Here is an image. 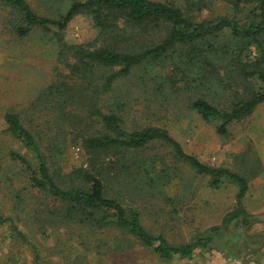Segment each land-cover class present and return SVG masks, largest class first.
Instances as JSON below:
<instances>
[{"label": "trees", "instance_id": "trees-1", "mask_svg": "<svg viewBox=\"0 0 264 264\" xmlns=\"http://www.w3.org/2000/svg\"><path fill=\"white\" fill-rule=\"evenodd\" d=\"M218 1L231 15L196 19L168 0H80L72 2L58 18H51L37 14L27 0H0V5L14 14L10 23L14 34L52 31L48 37L54 44L52 53L63 66L31 104L56 116L53 123L47 121L49 127L23 125L12 110L3 116L6 132L24 145L34 163L14 150L10 151L12 161L27 174L31 188L60 203L53 211L59 222L89 225L93 231L111 227L114 234L134 238L167 260L191 256L195 248L212 241L219 225L211 227L206 237L172 245L164 234H155L143 225L135 206L139 198L151 197L149 189L168 185L167 158H172L206 177L211 187L218 188L223 177L235 182L236 206L224 220L249 225L243 206L248 185L243 176L201 161L164 127L128 126L126 101L116 93L117 85L132 74L136 84L148 82L160 92L186 83L187 90L199 91L188 98V108L215 121L221 136L227 134L232 122L264 104V0ZM79 13L92 21L95 37L87 43L69 44L63 38L64 30ZM78 105L87 108L84 121L74 119L77 113L73 107ZM67 126L90 160L86 167L64 172L52 169L50 159L62 152L53 140L61 136L57 130ZM53 127H57L55 135L51 134ZM7 220L0 217V221Z\"/></svg>", "mask_w": 264, "mask_h": 264}, {"label": "rangeland", "instance_id": "rangeland-1", "mask_svg": "<svg viewBox=\"0 0 264 264\" xmlns=\"http://www.w3.org/2000/svg\"><path fill=\"white\" fill-rule=\"evenodd\" d=\"M27 1L37 14L58 18L72 2L80 0ZM168 1L181 5L196 19L231 15L218 0ZM12 20L14 14L0 5V217L10 219L0 221V252L8 256L7 264H264V104L232 122L227 134L221 136L215 121L205 120L188 108V98L199 91L187 90L186 83L160 92L148 82L136 84L132 74L117 85L116 93L126 101L128 126L164 127L187 152L205 163L226 167L247 181L243 206L250 223L227 224L226 214L236 206L237 184L223 177L218 188L211 187L206 177L194 173L188 165L167 158L171 173L168 185L149 189L151 197L136 202L143 225L155 234H164L172 245L206 237L213 226L221 228L206 247L195 248L190 257L167 260L134 238L114 234L111 227L93 231L89 225L59 222L53 211L60 203L31 188L27 174L12 161L10 151L14 150L34 163L24 145L6 132L4 113L14 111L23 125L53 123L55 115L45 114L41 105L37 108L43 110L36 111L31 104L63 68L52 53L54 44L48 39L52 31L35 29L18 36L12 30ZM95 33L89 17L79 13L67 24L63 38L69 44H82L94 39ZM251 50L255 53V47ZM213 89L219 92L217 86ZM73 108L77 113L74 119L84 121L86 106ZM56 128L51 134L55 135ZM57 131L61 136L53 141L62 152L50 159L52 169L66 172L86 167L90 157L72 139L70 127ZM17 253L21 254L18 259Z\"/></svg>", "mask_w": 264, "mask_h": 264}, {"label": "crops", "instance_id": "crops-1", "mask_svg": "<svg viewBox=\"0 0 264 264\" xmlns=\"http://www.w3.org/2000/svg\"><path fill=\"white\" fill-rule=\"evenodd\" d=\"M2 223H4V222H2ZM21 256V254H18L17 253V255H16V258L18 259L19 257ZM179 256H174L172 259H179V260H181V258H178ZM190 257V256H189ZM8 258V256H6L5 257V255L4 254H2L1 252H0V264H7V259ZM188 258V257H187ZM182 262L181 261H179V262H177L176 264H181Z\"/></svg>", "mask_w": 264, "mask_h": 264}]
</instances>
